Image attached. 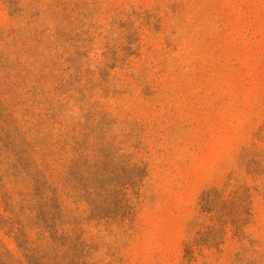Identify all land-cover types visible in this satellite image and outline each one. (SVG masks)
Returning a JSON list of instances; mask_svg holds the SVG:
<instances>
[{
  "label": "rangeland",
  "instance_id": "1",
  "mask_svg": "<svg viewBox=\"0 0 264 264\" xmlns=\"http://www.w3.org/2000/svg\"><path fill=\"white\" fill-rule=\"evenodd\" d=\"M0 264H264V0H0Z\"/></svg>",
  "mask_w": 264,
  "mask_h": 264
}]
</instances>
